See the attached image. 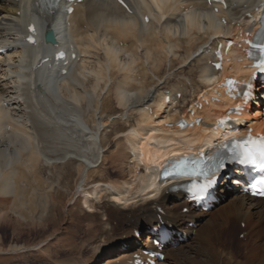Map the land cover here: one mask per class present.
<instances>
[{
  "label": "bare ground",
  "instance_id": "obj_1",
  "mask_svg": "<svg viewBox=\"0 0 264 264\" xmlns=\"http://www.w3.org/2000/svg\"><path fill=\"white\" fill-rule=\"evenodd\" d=\"M134 4L137 14H147L152 19L149 24L136 15L126 16L118 5L109 1H87L70 17L59 12L57 22L39 18L40 24L58 26L61 34L68 32L80 48L79 61L74 63L80 70L72 77L75 82L67 81L68 76L61 73L57 75L64 81L60 87L61 102L67 109L76 105L84 125L81 131L76 130L71 121L48 114L41 105L45 99L36 83L29 84L21 76L16 80L17 69L0 70V99L11 106L9 117L0 108V225L9 224L20 234L22 221L29 219L32 221L26 225L46 229L45 214L54 209V204H62L58 201L55 185H61L63 170L74 167L79 185L75 195H82L88 210L92 211L88 214L91 225L82 240L78 241L80 236L69 238L64 225L71 221L72 211L66 208L67 222L63 227L59 225L52 235L34 245L44 262L127 264L132 253L151 244L148 239L142 240V236L137 238L135 232L155 225L158 221L156 209L161 207L165 220L174 227L183 229L190 222L198 227L196 231L188 230L192 236L198 234L197 239L192 237L196 239V249L186 248L185 243L178 249L169 248L163 264L193 260L188 257L193 251L205 252L208 264H221L223 257L232 258V251L217 248L215 237L220 238L229 228L227 225L233 223L231 219L251 228L254 213L264 214V200L235 196L229 199L230 204L226 201L228 204L221 208L216 206L209 214L198 213L183 201L181 194L170 191L169 186L156 180L161 167L157 160L167 152L165 145L178 141L192 147L209 144L217 136L210 126L212 110L218 106L210 101L209 95L208 106L198 111L206 127H195L188 130V134H179L178 130L164 128L161 121L176 120L185 114L187 103L201 102V93L209 89L210 76L216 75L206 62L208 49L204 53L202 49L208 45L216 47L226 32L220 30L221 26L219 29L205 28L203 21L196 17V9L208 10L202 0H165L160 15ZM240 12L238 7L235 14H226L229 24H235L229 28V33L244 28L238 20ZM24 14L17 0L0 3V39L7 38L13 43V30L20 25ZM214 16L208 12L205 15L211 22L215 21ZM30 18L39 23L35 16ZM180 18H186L187 22L176 26ZM18 56L17 52L10 56L11 66L17 64ZM164 91L170 95L169 105L161 98ZM179 93L182 98L178 102ZM261 105L245 119L254 123V129L264 132V118L261 117L264 103ZM155 125H160L161 137L150 133ZM60 130L68 134L61 140ZM145 134L149 136L142 138ZM152 140L156 142V149L149 148ZM45 167L58 174L57 179L46 178ZM138 167H141L140 172ZM114 196L124 202L123 206L115 202L120 201ZM73 197L70 202L74 201ZM137 198H140L137 204L128 203ZM113 200L119 207L112 204ZM184 207H189L188 214L181 212ZM38 209H43L44 213L41 212L43 214L37 219ZM23 212L30 213L27 219ZM246 240L242 243L245 250L253 241ZM28 250L29 247L10 246L0 248V254ZM205 262V259L201 261Z\"/></svg>",
  "mask_w": 264,
  "mask_h": 264
},
{
  "label": "rangeland",
  "instance_id": "obj_2",
  "mask_svg": "<svg viewBox=\"0 0 264 264\" xmlns=\"http://www.w3.org/2000/svg\"><path fill=\"white\" fill-rule=\"evenodd\" d=\"M262 114H264V113H262ZM261 117L264 118V116H261ZM45 169H46V172H45L44 176H46V178L54 177L55 179H57V177L59 176L58 174L55 175L54 172L51 171L50 168L45 167ZM70 169H73V170H70ZM70 169H69V171L63 170L64 174L61 177V183H60L61 185L60 186L55 185L56 191H58V196L60 197V198L58 197V201H60V202L62 201V204L61 205L54 204L53 205L54 209L52 208L48 213L45 214V216L47 215L46 217L48 218V219L46 218V224H48L46 229L35 227L34 224L31 226L26 225L27 223H30V221H32V220L27 219V217L30 215V213L29 214L26 213L27 211L23 212L24 216L26 215L27 222H25L26 220L24 222L22 221L21 224H23V225L20 226V230H19L21 232L20 234H19V232H17V233L14 232L13 228H12L13 226H11L9 224L0 225V248L6 249V248H9L10 246L29 247V250L26 253L25 252H19V254H4V255L0 254V264H50L49 261L44 262V260L40 256L41 254L38 253V250H35L36 247L34 245L39 243L41 240L49 237L50 235H52L55 232V230L58 229L57 227H60L59 225H61V227H63V224L67 222V221H65V220H67L66 219L67 217L65 218V216H64L66 208H69L72 211L71 212L72 213L71 214L72 215L71 221L64 225V226H66L65 227L66 232L68 233L67 236H69V238H72V239L75 236H77V237L80 236L78 241H80L86 237V234H88L87 229H88L89 225H91V221L88 219L89 218L88 214H91L92 211L90 209L89 210L91 212L88 210V205L86 206V204L81 199L79 194L75 195V192H77V189H79V185L77 183L78 180L76 178L77 174H76V170L74 169V167H71ZM138 169H139V167H138ZM72 197H73L75 202L74 201L70 202V199ZM232 197H230V198H232ZM230 198L227 199V202L229 204L231 202L229 200ZM227 202L222 204L221 206H218V208H221L224 205L228 204ZM112 204L119 207L117 204H114V200L112 201ZM120 208H122V207H120ZM41 212H43V209L37 210V212H36V215H38L37 219L39 217V214L44 213V212L43 213H41ZM254 212H256V211H254ZM53 213L55 215H53ZM75 214H76V216H75ZM254 215H253V219H252V222H253L252 225L253 226L251 228L246 227V231L249 232V234H247V238H249L251 241L253 240L252 243L248 244V246L246 247L247 250H245L244 246H242L243 242L244 243L247 242L246 237L241 238V232H242L241 230L243 228H240V226H238L239 225L238 222H235V220H232V219L230 220V221H233V223H235L234 226L232 225L233 223H229V225H227V226H229V228L226 229L225 232L223 231L222 232L223 234L222 233L220 234V238H217V236L215 237V240H213V241L216 242L215 246L217 248L221 247L223 249H226L227 251L228 250L232 251V253H231L232 258L228 257L226 259L225 257H223L221 264H264V214L258 213V211H257L256 213H254ZM73 216H75V217H73ZM63 220H64V222H63ZM257 224H258V226H257ZM28 229H30V230H28ZM80 230H83V231H80ZM194 231H196V230H194ZM256 231H258V234L255 233ZM83 233H84V235H83ZM229 233H230V235H229ZM257 237H259V238H257ZM193 238L197 239L198 234L196 233L195 235H193ZM196 239L190 241V243L185 244L186 248L193 246V248L196 249V247H197L196 246L197 242L195 241ZM185 246L183 249H186ZM21 249H23V248H21ZM248 252L250 254H248ZM252 255H253V257H252ZM190 256L193 257L192 258L193 260L180 261V264H202L201 261H203L204 259L206 260V262L204 264H208L209 257L207 258V256H205V252L203 253L202 251L201 252L193 251L191 254H189L188 257H190Z\"/></svg>",
  "mask_w": 264,
  "mask_h": 264
},
{
  "label": "snow or ice",
  "instance_id": "obj_3",
  "mask_svg": "<svg viewBox=\"0 0 264 264\" xmlns=\"http://www.w3.org/2000/svg\"><path fill=\"white\" fill-rule=\"evenodd\" d=\"M120 3L123 4L124 0H120ZM125 6L127 7V5ZM34 30L35 29L33 28V31ZM29 39L33 43L35 42L31 37ZM256 47L260 48L261 52H264V44L256 45ZM217 67H220V65H217ZM230 83L234 84L235 82L232 81ZM221 123H223V121ZM248 144H252L254 145V147L249 148L247 146ZM224 147L227 148L228 145L226 144L224 145ZM236 148H242L243 151L237 153ZM230 151L235 153V155L233 156L234 159L239 158L241 163L244 164L257 165L260 171L264 172V143L255 145V141L249 139L244 145L236 144V146L233 149H230ZM226 166V162L222 157L214 158V162L206 171H197L196 173L205 175L206 181L202 184L193 185V188L199 193H206L216 182L214 179L207 178L208 174L211 173L212 175H215L217 171L225 168ZM168 168H170L171 170H168ZM168 168L164 170L163 175L171 176L174 172L178 175H184L188 172L186 161L183 160L171 163ZM261 184H264V180L256 181L255 183H252L250 185L251 188L254 189L255 194L264 195V187H257V185Z\"/></svg>",
  "mask_w": 264,
  "mask_h": 264
}]
</instances>
